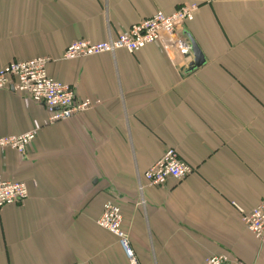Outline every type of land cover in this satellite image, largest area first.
Listing matches in <instances>:
<instances>
[{
	"label": "crops",
	"instance_id": "1",
	"mask_svg": "<svg viewBox=\"0 0 264 264\" xmlns=\"http://www.w3.org/2000/svg\"><path fill=\"white\" fill-rule=\"evenodd\" d=\"M182 3L199 5L188 28L205 63L193 71L162 42L62 57ZM42 56L49 75L100 103L51 122L44 105L0 89V137L36 133L25 156L0 149V176L29 189L1 209L0 264H264L239 210L264 198V0H0V67ZM169 147L196 170L152 186L144 173ZM107 202L134 261L97 224Z\"/></svg>",
	"mask_w": 264,
	"mask_h": 264
},
{
	"label": "built area",
	"instance_id": "2",
	"mask_svg": "<svg viewBox=\"0 0 264 264\" xmlns=\"http://www.w3.org/2000/svg\"><path fill=\"white\" fill-rule=\"evenodd\" d=\"M199 9L197 3H182L172 14L158 11L151 17L133 23L122 30L117 37L93 42L79 39L67 46L63 58L73 60L102 53L115 54L119 50L136 53L145 46L162 42L166 51L178 57V65L188 68L193 60L188 24ZM50 57L42 56L27 61H12L0 67V89L12 85L15 91L28 95L34 102L45 106L50 121H61L83 113L100 103L99 99L79 98L72 85L64 83L48 73ZM36 138L35 131L0 137V149L12 148L23 156L27 155ZM196 168L184 160L174 147L165 150L163 156L144 173L147 183L152 186H166L169 180H182L195 172ZM142 188V185H141ZM29 196L26 182L7 180L0 176V212L7 205L20 203ZM243 214L246 227L261 241H264V198L251 211ZM97 224L114 233L134 261L127 236L122 228L123 214L119 205L113 202L104 204ZM226 254L210 256L204 264H230ZM236 264H246L237 261Z\"/></svg>",
	"mask_w": 264,
	"mask_h": 264
},
{
	"label": "water",
	"instance_id": "3",
	"mask_svg": "<svg viewBox=\"0 0 264 264\" xmlns=\"http://www.w3.org/2000/svg\"><path fill=\"white\" fill-rule=\"evenodd\" d=\"M189 38L191 41L193 60L189 64L188 68L185 69L186 72L193 71L205 63V57L203 55V52L201 51L199 45L197 44V42L194 40V38L190 33H189Z\"/></svg>",
	"mask_w": 264,
	"mask_h": 264
}]
</instances>
